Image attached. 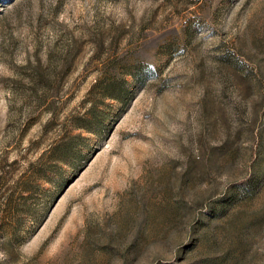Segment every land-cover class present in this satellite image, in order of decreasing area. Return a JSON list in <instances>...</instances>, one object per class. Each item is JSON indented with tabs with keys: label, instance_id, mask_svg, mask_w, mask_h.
Here are the masks:
<instances>
[{
	"label": "rangeland",
	"instance_id": "obj_1",
	"mask_svg": "<svg viewBox=\"0 0 264 264\" xmlns=\"http://www.w3.org/2000/svg\"><path fill=\"white\" fill-rule=\"evenodd\" d=\"M0 264H264V0H0Z\"/></svg>",
	"mask_w": 264,
	"mask_h": 264
},
{
	"label": "trees",
	"instance_id": "obj_2",
	"mask_svg": "<svg viewBox=\"0 0 264 264\" xmlns=\"http://www.w3.org/2000/svg\"><path fill=\"white\" fill-rule=\"evenodd\" d=\"M39 177L41 178V175H38V174H37V178H39Z\"/></svg>",
	"mask_w": 264,
	"mask_h": 264
}]
</instances>
